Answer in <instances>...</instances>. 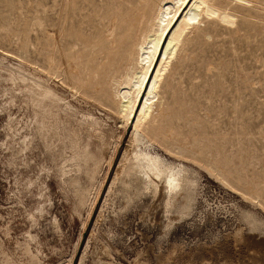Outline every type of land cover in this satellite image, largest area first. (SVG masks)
I'll use <instances>...</instances> for the list:
<instances>
[{
    "label": "rangeland",
    "instance_id": "374dc122",
    "mask_svg": "<svg viewBox=\"0 0 264 264\" xmlns=\"http://www.w3.org/2000/svg\"><path fill=\"white\" fill-rule=\"evenodd\" d=\"M131 1L0 0V264H264L251 246L264 242V1L239 30L187 46L167 101L174 136L144 141L187 172L190 199L172 206L132 165L112 186L123 118L47 69L50 53L62 64L85 49L77 32L110 35V11ZM88 50L85 81L113 88L121 74Z\"/></svg>",
    "mask_w": 264,
    "mask_h": 264
},
{
    "label": "bare ground",
    "instance_id": "6f19581e",
    "mask_svg": "<svg viewBox=\"0 0 264 264\" xmlns=\"http://www.w3.org/2000/svg\"><path fill=\"white\" fill-rule=\"evenodd\" d=\"M263 1L132 0L129 4H120L110 11V35H99L95 41H90L77 32L75 38L85 45L83 51L63 53L62 58L65 61L62 64L57 63L53 53L46 57L48 72L63 75L78 93L112 106L123 118V133L119 136L112 155L105 157H108L106 160L109 172L114 173L112 186L128 166L132 165L141 174L147 190L154 194L162 190L167 192L169 205L172 206L178 201L188 202L191 188L185 168L177 171L160 157L151 154L148 148L143 150L142 146L145 145V140L148 143L162 142L174 136L169 125L174 113L172 104L167 101L169 97L175 100L177 91L173 79L186 58L187 46L202 36L212 37L220 29L239 30V24L260 14L259 6ZM88 48L107 53L115 74H121L119 81L114 79L113 88L110 81L109 84L85 81L83 75L91 62L87 56ZM161 48H164L163 52ZM161 54L163 56L157 68V57L159 55L160 58ZM49 88L37 87L34 92L44 100L58 99V95L56 97L53 89ZM101 155L104 158L105 154ZM77 168L78 171L81 170L79 166ZM67 182L77 187L80 183L79 175H71ZM99 191L93 212L97 208L103 188ZM256 243L251 245L252 248L254 246L255 250L259 249L264 253V242ZM252 248L250 249L253 250ZM261 256L264 257V254ZM261 256L257 255L259 258Z\"/></svg>",
    "mask_w": 264,
    "mask_h": 264
}]
</instances>
